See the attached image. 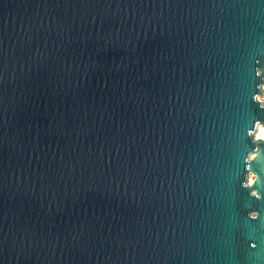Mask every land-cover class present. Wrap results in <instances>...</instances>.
<instances>
[{
	"label": "water",
	"instance_id": "water-1",
	"mask_svg": "<svg viewBox=\"0 0 264 264\" xmlns=\"http://www.w3.org/2000/svg\"><path fill=\"white\" fill-rule=\"evenodd\" d=\"M262 96L264 0H0V264H264Z\"/></svg>",
	"mask_w": 264,
	"mask_h": 264
},
{
	"label": "rangeland",
	"instance_id": "rangeland-1",
	"mask_svg": "<svg viewBox=\"0 0 264 264\" xmlns=\"http://www.w3.org/2000/svg\"><path fill=\"white\" fill-rule=\"evenodd\" d=\"M260 100L264 102V96L260 97ZM259 131H260V128H258V130H257L256 133H254V137H255V138L258 137V135H259V133H260ZM253 179H254L253 175L250 174V175H249V181H248V182L251 184V182L253 181Z\"/></svg>",
	"mask_w": 264,
	"mask_h": 264
},
{
	"label": "bare ground",
	"instance_id": "bare-ground-1",
	"mask_svg": "<svg viewBox=\"0 0 264 264\" xmlns=\"http://www.w3.org/2000/svg\"><path fill=\"white\" fill-rule=\"evenodd\" d=\"M259 128H260V131H259L260 133H259L257 138L264 139V127L262 125H260Z\"/></svg>",
	"mask_w": 264,
	"mask_h": 264
}]
</instances>
